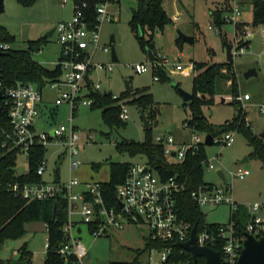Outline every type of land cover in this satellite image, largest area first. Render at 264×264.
Segmentation results:
<instances>
[{
    "label": "rangeland",
    "instance_id": "obj_1",
    "mask_svg": "<svg viewBox=\"0 0 264 264\" xmlns=\"http://www.w3.org/2000/svg\"><path fill=\"white\" fill-rule=\"evenodd\" d=\"M138 0H117L109 4V10L117 14V18L106 21L102 28L101 44L114 48L117 60H112V54L98 49L95 52L94 62L113 63L112 70L103 68L94 70L91 77L100 82V92H109L112 97L118 98L110 102L107 107L113 108L126 105L128 118L125 120L107 121L104 119L102 107L99 105H80L72 120L75 131L81 137L77 158L82 161L78 168L70 171L69 155L62 139H53L46 145L45 159L47 170L44 177L48 181L55 178V170L59 168L60 181H67L70 176L80 181L110 180V162L118 154L119 161L136 163L146 162L143 155L132 156L127 151H120L119 143L122 138L143 141L147 131L143 125L142 113L151 123L152 138L172 134L177 148L184 141H189L193 129L185 126V120L192 114L189 101H185L179 89L192 92L194 70L189 67L191 62L215 63L226 62L225 41H234L235 25L233 22H224L220 25L221 32L210 29L209 25L216 26L210 14L211 7L216 4L221 8L223 16L230 13L233 0H163V7L169 16L179 14V19L168 24L163 31H156L154 36V51L157 60L150 61L143 42L132 28L130 19ZM244 10L242 18L252 20V9L249 0H238ZM176 8L181 11L176 13ZM73 13V3L70 1L64 6L60 0H34L24 4L18 0H4V12L1 15L0 25L9 34L14 36L11 44L15 48H26L30 40H45L40 50L33 47V59L41 64L53 68L60 58L61 44L57 32L51 30L62 20L70 19ZM180 32L192 36V42L183 39ZM113 36V38H111ZM147 36V35H145ZM180 38V39H179ZM262 51L259 34L257 33L248 51L233 56V66L237 75L239 93H248L250 99L244 102L240 99L239 111L231 103L235 97L228 89L229 83L222 84V93L215 96V103L202 106L203 114L209 124L218 126L236 114L244 118L245 124L249 121L252 131L260 135L264 130V60H259ZM164 58L163 60L161 59ZM164 65H162V62ZM145 63L144 72L132 71L127 65ZM181 63L183 70L175 66ZM162 68L165 77H155L154 68ZM255 67L257 75L245 77V72ZM130 81L133 89L126 91L124 80ZM178 85V86H177ZM144 90L150 94L152 101L140 106L134 99ZM57 92L49 89L43 91V107L40 119L46 121V131L53 126L64 124L70 127V107L67 103L59 106L56 114L51 115L50 108H56L55 97ZM222 97H225L222 99ZM153 111L158 124L151 122ZM120 113V112H119ZM120 118V117H119ZM153 120V119H152ZM237 127L236 125L234 128ZM236 130V129H235ZM93 138L88 140V136ZM118 143V144H117ZM253 146L249 143L242 131H235V141L232 145H206L208 159L214 163L215 169L204 165V179L215 184H229L231 193L238 204L248 206L262 198L264 193V161L253 155ZM247 157V160L244 159ZM247 169L249 174L245 178L238 177L240 170ZM218 170L226 174L222 180ZM28 172V155L21 152L17 156L16 173ZM232 172L233 177L230 176ZM202 210L207 222L228 223L230 221L231 206L219 205ZM247 216V215H245ZM246 218V217H245ZM244 218L243 221H246ZM47 230L41 221L26 224V232L17 239L8 240L0 250V256L5 259L16 260L19 257V248L26 243L32 253V264H43L46 256ZM75 237H80L78 250L85 252L84 264H101V260L113 261H149L150 252L145 247V239L150 235L146 223H129L121 229L112 228L108 236L94 238L87 223H78L73 228ZM160 253L155 252L153 258L159 260ZM110 264V263H109Z\"/></svg>",
    "mask_w": 264,
    "mask_h": 264
},
{
    "label": "built area",
    "instance_id": "obj_2",
    "mask_svg": "<svg viewBox=\"0 0 264 264\" xmlns=\"http://www.w3.org/2000/svg\"><path fill=\"white\" fill-rule=\"evenodd\" d=\"M73 3V14L69 20L60 21L54 31L58 34L61 44V53L58 64L62 73L59 79L48 82L45 87L39 89L33 83H22L20 81L11 84L0 80V90H3L1 104L7 113L10 123V131L3 143L4 147L17 149L20 153L28 155L36 144L47 145L53 139H62L63 145L69 155V169L72 171L82 163L78 156L79 141L81 137L72 125L73 117L80 105H92L90 97L92 91H100V82H95L91 73L94 70H112L113 63L107 65L94 62L95 52L101 49L112 54V48L107 44H101L102 28L106 21L117 18L116 13L109 10L111 1L106 0L96 5V17L93 26L89 25L85 14L87 2H76L75 0H60L64 6L68 2ZM238 0H233L230 13L223 16L224 22H233L235 25L232 55H238L248 51L256 34H259L262 51L259 60H264V24L254 25L251 21L242 20L244 10ZM239 22L246 25L238 28ZM210 29L221 32L220 26L209 25ZM7 44H0V48H7ZM161 56H158V58ZM163 60L164 58L161 57ZM162 65H164L163 61ZM132 71L142 73L147 64L137 63L127 65ZM189 67L193 68L191 62ZM183 70L181 63L175 66ZM88 75V81L85 76ZM57 92L55 105L67 103L70 107V127L61 124L51 127L46 131L38 123L42 112L44 89ZM115 98V97H114ZM238 99H250L245 93ZM264 112V105L262 106ZM119 117L121 120L128 118L126 105H121ZM247 126L252 124L247 121ZM188 126V123H185ZM53 131V134L51 133ZM235 129L212 135L211 144L232 145L235 141ZM193 129V135L189 141H184L177 148L174 136L167 134L155 136L154 141L164 147V153L175 161L184 159L187 152L197 154L202 144H206V135ZM93 138L88 136V140ZM173 152L175 155H173ZM209 169L216 166L211 160L205 163ZM47 170V160L44 158L37 169V173L44 177ZM249 170L243 169L238 172V177L245 178ZM55 174V172H54ZM226 176V174L224 173ZM230 176L233 177L232 172ZM226 179V177H225ZM187 178L180 179L178 175H172L166 180L160 176L146 162L131 163L125 179L117 186V206H110L106 202L105 190L102 181H80L71 177L61 182L55 178L48 181L45 178L38 183L26 182L20 184L15 182L11 185V192L24 198L55 199L62 197L67 203V220L63 226L66 242L59 245L57 252L68 256L75 254L80 264H84L85 252L78 250L81 242L80 237H75L73 228L76 224L87 223L94 238L108 236L112 228L121 229L129 223H146L150 229V240L160 243L153 245L150 249L149 261H137L134 264H165L175 254L176 244L179 247V255H190V259L175 260L171 264H191L194 262L191 252L181 247L180 243H186L191 238L192 229L195 228V244L200 247H208L220 254V264H237L244 247L246 235L250 234L255 239L264 240V193L262 199L248 206L243 205L248 215L244 227L239 228L238 213L241 214L240 204L236 202L229 184L203 183L194 187L190 192L192 201L204 206H231L230 221L218 223L215 226L205 225L198 230L191 221L182 218L177 209V196L186 188ZM46 227V225H45ZM47 230V227H46ZM49 242L47 236L46 248ZM155 252L160 253L159 260L153 258Z\"/></svg>",
    "mask_w": 264,
    "mask_h": 264
},
{
    "label": "trees",
    "instance_id": "obj_3",
    "mask_svg": "<svg viewBox=\"0 0 264 264\" xmlns=\"http://www.w3.org/2000/svg\"><path fill=\"white\" fill-rule=\"evenodd\" d=\"M24 4H29L34 0H18ZM76 2H87L84 9L90 26L95 23L96 5L106 0H75ZM116 2L117 0H109ZM252 9L251 23L254 25L264 24V0H249ZM130 24L137 32L138 38L143 42L146 49L154 51V36L156 31L163 29L173 19L163 7V0H138L136 7L132 11ZM223 10L216 6L210 9V14L215 23L220 26L224 23ZM246 25V22H239L238 28ZM147 35V36H145ZM180 39V38H179ZM14 42V36L0 25V44H7V48H1L4 51L0 55V80L11 84L14 82L33 83L39 89L45 87L48 82L59 79L62 73L60 64L55 67H47L33 59L32 50L37 45H42L45 40H30L26 48H15L11 44ZM159 59V58H158ZM157 60V57L156 59ZM155 63V62H154ZM193 63L195 72L193 77V98L189 101L192 108V114L185 120L188 126L194 130L211 133L217 135L230 129L242 131L246 135L249 143L253 146V155L264 161V138L253 133L252 128L245 124L244 118L236 114L232 118L226 120L218 126L209 124L206 116L203 114L202 106H210L215 103V96L222 93V84L229 83L231 95L235 98L231 103L235 107V113L239 111L240 100L238 97L239 85L236 72L232 61L207 63ZM155 77H165V71L162 68H154ZM178 86V85H177ZM139 97L134 100L144 106L146 102H151V96L144 90ZM203 95H205L203 97ZM90 97L93 100L91 106L99 105L102 107L104 119L107 121L120 122V107L115 106L108 108L107 105L118 98L112 97L109 92L92 91ZM225 97H222L224 99ZM51 115L56 114L57 109L50 110ZM155 115L151 111L150 119L154 122ZM153 119V120H152ZM237 126L234 128V126ZM147 137L143 141L127 140L121 141L119 145L120 151H127L130 155H143L146 157V163L155 170L162 180H166L172 175H178L180 179L187 178L186 188L177 196V209L180 216L191 221L193 226L197 228L205 225L215 226L218 223L207 222L202 207L195 204L191 197V190L200 184L206 183L204 179V165L208 161L206 153V145L202 144L197 154L190 151L186 153L181 161H175L173 158L164 153V147L155 142L152 138V126L146 127ZM10 131V123L8 115L5 111L0 112V250L8 240L21 237L26 232V224L34 221H41L47 227V235L49 247L46 251L43 264H80L75 254L67 257L58 253L59 245L66 242L63 226L67 220V203L62 197L55 199H37L24 198L11 192V185L15 182L24 184L26 182L38 183L44 177L37 173V169L41 161L45 158L46 146L36 144L28 153V172L25 174L16 173L17 156L20 153L17 149H11L3 146ZM131 163L124 161H114L110 165V180L103 182L104 194L106 202L110 206H117V186L125 179L127 170ZM212 183V182H208ZM56 209V218L54 219V210ZM241 214L239 217V228H243L248 219L245 208L240 204ZM247 215V216H245ZM246 217V218H245ZM244 218L246 221H243ZM153 245H160L150 238L145 239L146 249H150ZM175 247V254L165 264H171L175 260L190 259V255H179V247ZM134 261H113L110 264H134ZM32 253L24 243L19 248V257L16 260L5 259L0 256V264H32ZM191 264H206L205 258L199 256L196 262Z\"/></svg>",
    "mask_w": 264,
    "mask_h": 264
},
{
    "label": "water",
    "instance_id": "obj_4",
    "mask_svg": "<svg viewBox=\"0 0 264 264\" xmlns=\"http://www.w3.org/2000/svg\"><path fill=\"white\" fill-rule=\"evenodd\" d=\"M145 1L148 2L149 0H145ZM3 12H4V0H0V20H1V15ZM53 31L54 30H51L50 34ZM180 36L189 42H192L193 40L192 36L185 35L182 32H180ZM224 43L226 47L227 61H232L233 60V55H232L233 43L227 42V41H225ZM39 48H40V45H37L35 47V50H39ZM3 53L4 51L1 50L0 48V55H2ZM147 55L150 61L152 62L155 61L156 56L153 54L152 50L148 49ZM112 60L113 61L117 60V56H116V52L114 48H112ZM244 74H245V77H250L253 75H257L258 73L255 67H251ZM85 79L88 81V75L85 76ZM124 82H125L126 91L128 93H131L133 89L130 85V81L125 79ZM179 90L181 91L185 101H190L193 98L192 92H187L182 89H179ZM3 96H4L3 90H0V112L4 111V107L1 104V99L3 98ZM204 96L205 95H203V97ZM142 118H143V125L145 128L151 126V123L149 122V120L147 119L144 113H142ZM157 124H158V121L155 120L154 125L156 126ZM51 133L53 134V131H51ZM260 136L264 138V130L263 132L260 133ZM122 140L127 141L128 139L122 138ZM211 143H212V134L208 133L206 135V144L211 145ZM173 155H175L174 152H173ZM120 159H121V156L120 154H118L110 162L119 161ZM245 160H247V157L244 159V161ZM217 173L222 180H225V175L222 170H218ZM55 174H56V180L59 181L60 180L59 168L56 169ZM55 218H56V209L54 210V219ZM179 245L185 248L186 250H188L189 252H191L194 262L197 261L199 256H203L205 258L206 264H220L219 252L214 251L208 247H200L195 244V228L192 229L190 240L187 241L186 243H180ZM100 263L109 264L110 262L108 260H101ZM237 264H264V240L263 239L257 240L250 234H247L246 239L244 240V247L242 249V252H241V255L239 257Z\"/></svg>",
    "mask_w": 264,
    "mask_h": 264
},
{
    "label": "crops",
    "instance_id": "obj_5",
    "mask_svg": "<svg viewBox=\"0 0 264 264\" xmlns=\"http://www.w3.org/2000/svg\"><path fill=\"white\" fill-rule=\"evenodd\" d=\"M217 0H211V2H216ZM212 8V7H211ZM177 12H181V11H179L177 8H176V13ZM73 14V13H72ZM72 17V16H71ZM172 17V19H173V22H174V20H178L179 19V14H174L173 16H171ZM66 20H69V19H66ZM242 20H244V21H248V20H245V19H243L242 18ZM62 21H64V20H62ZM56 27V26H55ZM55 29V28H54ZM53 29V30H54ZM54 32V31H53ZM52 32V33H53ZM111 38H113V36L111 37ZM41 49V46H40V48H39V50ZM33 51V50H32ZM60 53H61V51H60ZM58 63V62H57ZM65 104V103H64ZM43 105V104H42ZM61 105H63V104H60V105H58L57 107H56V109L58 110V108H59V106H61ZM43 107V106H42ZM50 109H53V108H50ZM38 123H39V125L41 126V127H45L46 128V121L45 120H42V119H40L39 118V120H38ZM56 171V170H55ZM56 175V174H55ZM226 177V176H225ZM45 178V177H44ZM95 181H100V180H95ZM103 182V181H102ZM213 183V182H212ZM262 199V198H261ZM260 199V200H261ZM211 223H216V222H211ZM44 262V261H43Z\"/></svg>",
    "mask_w": 264,
    "mask_h": 264
}]
</instances>
